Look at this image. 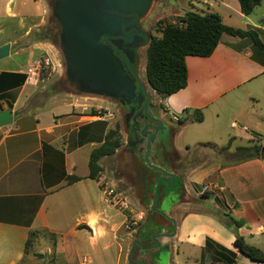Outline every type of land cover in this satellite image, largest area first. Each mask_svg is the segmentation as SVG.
Listing matches in <instances>:
<instances>
[{"label":"crops","instance_id":"obj_1","mask_svg":"<svg viewBox=\"0 0 264 264\" xmlns=\"http://www.w3.org/2000/svg\"><path fill=\"white\" fill-rule=\"evenodd\" d=\"M202 4L226 26L255 30L264 44V0L249 16L240 12L237 0ZM50 7L49 0H0V47L10 46L9 55L0 60V111L13 112L12 123L0 127V264H57L62 255L72 257L68 264H178L181 257L194 264L225 263L213 251L221 253L219 248L234 254V264H261L240 254L234 241L238 235L264 253V160L225 163L219 149L231 140L232 156L248 143L264 145V53L248 38L224 35L209 57L185 58L184 89L166 98L151 90L159 105L153 118L166 130L156 136L148 157L155 160L166 154L161 160L175 158L184 164L179 168L166 162L181 188L167 192L164 210L140 198L142 208L151 206L164 219L154 226L155 247L147 251L125 224L131 217L141 227L148 212L132 216L116 207L123 219L115 223L113 207L102 193L103 183H113L88 177L89 155L111 129L98 125L92 113L107 111L108 99L100 102L99 97L63 89L33 112L15 115L39 92L38 85L24 83L25 69L36 56L45 55L51 71L60 72L58 50L36 37L50 23ZM20 57L27 61L18 62ZM195 111L202 122L191 121ZM223 138L225 146L217 142ZM200 155L211 158L198 163ZM67 176L80 180L67 185ZM206 191L209 196L202 198ZM102 200L106 205L100 209ZM223 214L244 225L236 231L227 228L219 218ZM31 232L36 235L26 251ZM116 240L120 244L114 248ZM33 243L36 251L31 250Z\"/></svg>","mask_w":264,"mask_h":264},{"label":"trees","instance_id":"obj_2","mask_svg":"<svg viewBox=\"0 0 264 264\" xmlns=\"http://www.w3.org/2000/svg\"><path fill=\"white\" fill-rule=\"evenodd\" d=\"M240 12L244 16H249L260 5L261 0H237ZM159 37H152L146 48L145 62V79L150 89L160 98H166L178 91L184 89L187 85V69L185 58L187 56L207 58L209 57L219 44L222 36L227 35L233 38L245 39L248 38L252 43L264 53V44L258 38L255 30H241L226 26L221 17L216 13H197L185 12L182 16L175 17L172 22H160L155 27ZM55 35V45H57V27ZM52 34L51 29L48 31ZM45 72V71H44ZM43 72V73H44ZM47 78V75H42ZM68 88L66 80L61 78L58 83L47 91L44 95L47 97L56 94L61 89ZM35 95L28 100L26 105L15 115H25L33 112L39 106L33 104L29 106L30 101ZM92 116H97L92 113ZM194 123L202 122V115L199 111L193 113L191 119ZM181 124V122H179ZM122 138L119 126L107 131L104 135L101 144L93 149L88 159V177L92 180H98L102 171L101 162L103 159L112 156L122 146ZM231 145V140L225 147L219 149L220 153L228 152ZM208 146V145H205ZM233 160L231 164H240L250 160H264V145L261 143H248L246 146L237 147L232 154ZM80 179L75 176H67L65 181L67 185L73 184ZM171 186V184H170ZM204 193H202L203 196ZM207 194V193H205ZM207 196H209L207 194ZM220 221L229 229L237 230L241 228L243 221L235 220L227 214L219 216ZM36 233L31 232L25 249L30 248V245ZM210 242L206 243V248H211ZM234 247L240 254L249 260L264 264V253L260 250L251 247L244 243L243 239L235 235ZM218 248V247H217ZM219 254L225 263H209V264H234V254L219 248ZM40 257L39 255H34ZM205 264V263H202Z\"/></svg>","mask_w":264,"mask_h":264},{"label":"rangeland","instance_id":"obj_3","mask_svg":"<svg viewBox=\"0 0 264 264\" xmlns=\"http://www.w3.org/2000/svg\"><path fill=\"white\" fill-rule=\"evenodd\" d=\"M49 2L51 5H53L55 0H49ZM202 2L203 0H154L153 6L149 14L145 17L144 27H147L148 30H151L152 35H154V37H159V33H157V31L155 30V27L158 23L172 22L173 19L175 18L173 14H178V13L182 14L187 11L197 12L200 14L206 13L207 12L206 7L202 4ZM224 20H226L225 22H228V23L230 22L229 20L225 18ZM55 23L56 22L54 21V19L51 18L50 23L47 24L48 26L43 27L38 33L39 36H36V37L43 38L42 40L53 44L56 50H58L55 45V41H54L55 34H50L48 32L51 28H55V26L57 27ZM236 28H239V27H236ZM146 48L147 46H145L142 50H140V53H139L138 77H139V80L142 82L144 90L149 96L148 99L151 102L156 103L157 104L156 108H159L157 100L155 99V95L152 93L150 87L146 84V79H145ZM26 57L18 58V62H22L24 64L27 61ZM58 57L60 60L59 74H56V72H52L49 70H46L44 73H42V75L46 74L47 78H43L41 75L40 79H42V82L38 84L39 92L34 97L36 99L35 100L33 99L32 101H30L29 106H32V102L33 104L39 106L42 100L46 101L48 97L44 94L47 91L51 90L52 87H54L55 84L58 83L60 79L62 78V74L65 69V61L60 53L58 54ZM35 58L37 59L32 61L30 64L36 61L44 60L46 59V56L45 55H43L42 57L36 56ZM26 69H25V72H26ZM62 90L63 88L61 89V91ZM99 98L100 100L98 101L102 102L101 97ZM108 102L109 104L107 105H109L108 106L109 108L107 111L113 114V118H111L107 122H103V123L98 122L97 124L100 125L102 128L108 126L111 129L114 128L115 126H119L123 144L115 152V154L102 160L101 162L102 171L99 175V178L105 179L104 181L106 182L113 183V186L115 187V189L118 192H121L123 196L129 199L130 202H128V204H129L130 213L127 211L128 215L133 216L135 214H138L139 212L144 213L146 211V209L142 208L141 206L142 202L140 203L141 201L140 198H143L144 203L148 204L147 206H149L151 203L154 202L153 204L155 205L156 210L157 209L164 210L169 201V198L165 199L167 192L168 191L170 192L179 191V189L181 188L180 181L176 179L174 183L171 184V186L166 185L164 182L160 183L159 173L147 167L145 156L137 155V153L141 152L143 145L142 146L137 145V153L135 151L130 152L129 148L126 146L127 140L131 139L132 141H134L136 138L141 137L139 130L143 128L147 120L146 118H143V116L140 117L142 113L134 112V110H131V108H130L131 111L129 112L128 109H126L125 107L121 105V101L119 100L109 98ZM101 112L103 113V110H101ZM96 115L99 116L101 114L96 113ZM147 132L149 131L147 130L145 133ZM217 142L221 146L222 145L225 146L227 144L226 138L225 139L223 138V141H220V142L217 141ZM207 148H210V147L207 146ZM205 153L208 154V151H205ZM222 154H224V158L222 159L225 163L232 162L233 157L231 156V154H228V152H223ZM164 155L161 158L150 160V163L160 169H164L166 172L169 173L171 172L170 169H172L171 167L172 165H169L170 169H168L167 163L171 161L170 160L166 161V159L161 160L164 157ZM130 156H132L131 159H130ZM206 156L200 155L199 156L200 160H198L197 162L198 163L208 162L211 157H206ZM133 158L135 159L134 161H133ZM172 161H174V163H176V165L179 168H182L181 166H183L184 164V160H178V159L173 160L172 159ZM144 167H147L148 169L147 170L143 169ZM78 169L81 170L82 165L81 166L78 165ZM84 169L86 170L87 168L84 167ZM164 177L165 179H169L167 176H164ZM203 193H204L203 196L201 195L202 198H206L208 197L207 194L208 195L210 194V192L208 191L203 192ZM157 195H159V199H157ZM104 205L106 204H104L102 200V202L100 203V209L104 207ZM112 207H113V210H111V212L113 214V220L115 223L119 224L120 221L123 219L121 217L123 212L116 209V207L114 206ZM146 212H148V217L146 221L144 220L145 224H143L141 227H140V224L130 227L131 230H135L134 236L137 238V240L142 242L143 244H145V242L150 241V238H152V240L155 239L156 232L153 231L154 226H159L157 222L164 221V219L160 217L157 214V212L155 213L153 211L151 206L147 207ZM144 214H143V218L141 222L144 219ZM125 233H129V232L125 231ZM120 234H122V231H120V233L118 234L119 237L122 236ZM123 236H124L125 241H127L128 237H126L125 235ZM109 239L111 238L109 237ZM110 243H111V240H110ZM116 244H120L119 240H116V242L114 241V248H116ZM112 247H113V244H112ZM31 250L32 251L37 250L36 243L32 244ZM97 250L98 252H101V244H98ZM183 250L185 253L186 252L185 249ZM37 259H38L37 261L39 262L40 258H37ZM71 259L72 257L70 255H67V256L62 255L61 259L59 260V262H57V264H68L67 260L68 261L70 260L71 262ZM95 263L93 262L92 264H95ZM44 264H52V263H49L48 261H46L44 262ZM175 264H177V262ZM178 264H194V263L192 261L185 262L184 259L181 257L178 260Z\"/></svg>","mask_w":264,"mask_h":264},{"label":"water","instance_id":"obj_4","mask_svg":"<svg viewBox=\"0 0 264 264\" xmlns=\"http://www.w3.org/2000/svg\"><path fill=\"white\" fill-rule=\"evenodd\" d=\"M153 3L154 0H55L50 7V16L59 27L56 47L65 61L62 74L68 86L65 90L126 101L127 104L131 102L134 106L135 96L148 99L143 86L140 85L137 90L120 63L99 43V38L124 33L129 28V20L146 17ZM9 48V44L0 47V60L9 55ZM131 110L135 108L131 107ZM142 112L155 125L147 133V127L140 129L141 137L136 138L132 144L143 145L140 156H145L147 167L162 175L159 182L169 185V181L174 182V177L164 169L152 165L150 160L153 159L148 157L156 136L166 128L160 120L149 116L146 110L140 109L139 113ZM12 121L13 112L10 109L0 111V127L9 125ZM147 167L143 169L147 170ZM163 176L170 177V180Z\"/></svg>","mask_w":264,"mask_h":264},{"label":"flooded vegetation","instance_id":"obj_5","mask_svg":"<svg viewBox=\"0 0 264 264\" xmlns=\"http://www.w3.org/2000/svg\"><path fill=\"white\" fill-rule=\"evenodd\" d=\"M144 21L145 17L132 18L128 22L129 28L124 33L120 32L116 35L113 34V36L103 35L99 38V43L106 49H108V51L114 57L115 61H118L120 63L125 75H127V77L132 80L135 86H137V90L139 89V86L142 85V82L138 77L139 53L140 50H142L149 44L151 38L154 37L151 30H148L147 27H144ZM57 27L55 26V28H51L52 34L56 35ZM134 100L136 101L135 106L131 102L127 104L126 101L121 102V105L128 109L129 112L131 111L130 108L134 107V112H139L140 109L141 111L146 110L148 111L149 116H151L152 118L154 117V112L157 109L154 102H151L146 97L138 98L137 96L134 97ZM142 116L143 118H147V115H145L144 112H142V115L140 117ZM153 125H155V123L146 120L143 128L147 127L146 130L150 131V127ZM132 142L134 141H132L131 139L127 140L126 146L129 148L130 152L135 151L137 153V144L133 145ZM132 156H130V159L132 158ZM134 160L135 159L133 158V161ZM169 160L171 162L168 163L176 165V163L172 161V158L167 159L166 161ZM173 160L176 159L174 158ZM159 177H161L160 173ZM155 243V240H152V238H150V241L143 244L142 249L148 251L150 248L155 247ZM144 258H146V256Z\"/></svg>","mask_w":264,"mask_h":264},{"label":"built area","instance_id":"obj_6","mask_svg":"<svg viewBox=\"0 0 264 264\" xmlns=\"http://www.w3.org/2000/svg\"><path fill=\"white\" fill-rule=\"evenodd\" d=\"M46 70L49 71L52 70V66L48 59L36 61L28 65L26 72L24 74L25 76L24 83L28 86L36 87L40 82V77L42 73ZM99 113L101 115L97 116L96 119L100 122H106L107 120L113 118V114L108 111H105L103 113L99 112ZM171 116L174 118L173 115ZM102 193H103L104 201L108 205H112L124 212L128 211L130 213L128 202L120 193L116 191V189L113 186L103 183ZM135 225H136V221L134 219H131V217H129L128 220L126 221L125 229L130 230V227Z\"/></svg>","mask_w":264,"mask_h":264}]
</instances>
